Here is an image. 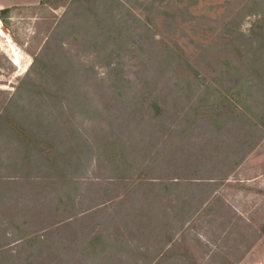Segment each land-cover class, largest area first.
<instances>
[{
	"label": "rangeland",
	"instance_id": "374dc122",
	"mask_svg": "<svg viewBox=\"0 0 264 264\" xmlns=\"http://www.w3.org/2000/svg\"><path fill=\"white\" fill-rule=\"evenodd\" d=\"M0 6V264H264V0Z\"/></svg>",
	"mask_w": 264,
	"mask_h": 264
},
{
	"label": "trees",
	"instance_id": "16d2710c",
	"mask_svg": "<svg viewBox=\"0 0 264 264\" xmlns=\"http://www.w3.org/2000/svg\"><path fill=\"white\" fill-rule=\"evenodd\" d=\"M10 11V8H4L1 10V14L7 13Z\"/></svg>",
	"mask_w": 264,
	"mask_h": 264
},
{
	"label": "crops",
	"instance_id": "0c3cea01",
	"mask_svg": "<svg viewBox=\"0 0 264 264\" xmlns=\"http://www.w3.org/2000/svg\"><path fill=\"white\" fill-rule=\"evenodd\" d=\"M4 1H6V0H4ZM1 7V6H0Z\"/></svg>",
	"mask_w": 264,
	"mask_h": 264
}]
</instances>
